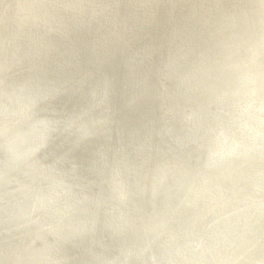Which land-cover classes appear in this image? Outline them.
<instances>
[{
    "label": "clouds",
    "instance_id": "obj_1",
    "mask_svg": "<svg viewBox=\"0 0 264 264\" xmlns=\"http://www.w3.org/2000/svg\"><path fill=\"white\" fill-rule=\"evenodd\" d=\"M0 264H264V0H0Z\"/></svg>",
    "mask_w": 264,
    "mask_h": 264
}]
</instances>
